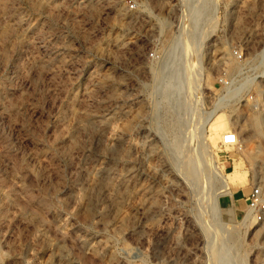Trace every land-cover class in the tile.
<instances>
[{"label": "rangeland", "instance_id": "obj_1", "mask_svg": "<svg viewBox=\"0 0 264 264\" xmlns=\"http://www.w3.org/2000/svg\"><path fill=\"white\" fill-rule=\"evenodd\" d=\"M255 187L264 0H0V264H264Z\"/></svg>", "mask_w": 264, "mask_h": 264}, {"label": "bare ground", "instance_id": "obj_2", "mask_svg": "<svg viewBox=\"0 0 264 264\" xmlns=\"http://www.w3.org/2000/svg\"><path fill=\"white\" fill-rule=\"evenodd\" d=\"M192 9L193 10H195L194 12V14H193V16H192V18H190L189 17V14H191L192 15ZM192 9H191V12H189L188 13V11L186 12V17H185V19L183 18V20L181 21L182 23H181V27H180V34L175 38V41H174V43H173V50H175V51H178L179 50V48H181L182 46H181V41H183L184 39H187L191 34V32H192V35L194 36V39H196V41L194 42V43H196V45H194L195 47H196V49H197V51L196 52H200V50L202 49V47H203V39H206L205 37H204V35H205V33L203 32V30H204V27H205V21H212L213 20V16H212V14H211V11H209V9L206 7V2H202V4H199L198 6H193L192 7ZM200 11V13H202L200 16H199V18H198V16H197V14L196 13H198ZM197 17V18H196ZM164 23V22H163ZM165 24V23H164ZM163 24V25H164ZM168 25V24H167ZM170 25V24H169ZM195 29V30H194ZM193 30V31H192ZM204 33V34H203ZM196 52H195V55H196ZM199 62V61H198ZM197 62V66L195 67L196 68V71L197 72H199V70H200V66H199V63ZM196 72V73H197ZM198 75L200 74V73H197ZM197 75V76H198ZM199 78V77H198ZM183 86H185V85H183V84H181V83H179V85H177L175 88H173L172 87V91H177V92H179L180 90H182L183 88H184V90H185V88L186 87H183ZM183 91V90H182ZM220 174V173H219ZM220 176H222V175H220ZM215 178V177H214ZM220 178V177H219ZM222 178H223V176H222ZM222 178L220 179L221 181H222ZM227 179V178H226ZM223 180H225L224 178H223ZM229 182V181H228ZM225 183V184H227L225 181H223V182H221V186L220 187H222V186H224L223 184ZM230 183H232V185L234 186V182H229V184L228 185H230ZM232 185H230L231 186V188H234V187H232ZM226 186V185H225ZM224 186V187H225ZM230 188V187H229ZM222 189H223V187H222ZM225 189V188H224ZM233 192H234V190H233ZM232 193V192H231ZM249 218H250V215L245 219V221L246 220H249Z\"/></svg>", "mask_w": 264, "mask_h": 264}, {"label": "built area", "instance_id": "obj_3", "mask_svg": "<svg viewBox=\"0 0 264 264\" xmlns=\"http://www.w3.org/2000/svg\"><path fill=\"white\" fill-rule=\"evenodd\" d=\"M222 143L225 146H237L238 141L236 138V133H230L226 135ZM248 199L250 212L253 213L255 217H257L259 222L264 221V195L261 187L253 188Z\"/></svg>", "mask_w": 264, "mask_h": 264}, {"label": "crops", "instance_id": "obj_4", "mask_svg": "<svg viewBox=\"0 0 264 264\" xmlns=\"http://www.w3.org/2000/svg\"><path fill=\"white\" fill-rule=\"evenodd\" d=\"M245 195L246 194L243 191H235L234 194H233V199L235 200L236 198L237 199L244 198Z\"/></svg>", "mask_w": 264, "mask_h": 264}]
</instances>
